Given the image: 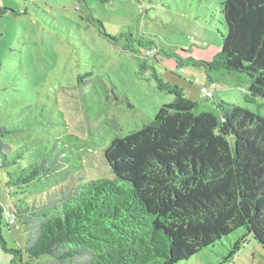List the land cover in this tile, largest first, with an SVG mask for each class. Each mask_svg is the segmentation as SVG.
I'll return each mask as SVG.
<instances>
[{
	"label": "trees",
	"instance_id": "16d2710c",
	"mask_svg": "<svg viewBox=\"0 0 264 264\" xmlns=\"http://www.w3.org/2000/svg\"><path fill=\"white\" fill-rule=\"evenodd\" d=\"M6 11L0 8V16ZM221 12L226 31L212 61L174 60L173 50L142 48V66L149 68L145 57L174 60L176 69L204 68L212 83L210 73L245 74L246 101L264 102V0H224ZM153 71L158 89L175 98L105 149L114 179H82L65 192L63 183L72 175L59 156L16 176L8 173L7 186L18 188L14 193L42 176L62 191L40 204L17 202L10 209L0 199L1 248L22 256L7 247L4 218L8 226L19 220L26 229L28 259L21 264H179L239 229L245 232L227 260L249 237L264 245V117L213 94L202 98L216 112L200 110V102ZM14 133L0 125V168L11 163L5 139Z\"/></svg>",
	"mask_w": 264,
	"mask_h": 264
},
{
	"label": "rangeland",
	"instance_id": "374dc122",
	"mask_svg": "<svg viewBox=\"0 0 264 264\" xmlns=\"http://www.w3.org/2000/svg\"><path fill=\"white\" fill-rule=\"evenodd\" d=\"M223 1L0 0V8L7 9L0 16V125L15 131L5 139L11 163L0 168L4 205L10 209L17 202L33 205L59 196L55 181L43 176L24 192L7 186L9 172L16 176L42 159L59 156L69 167L65 192L82 179H114L105 149L175 98L158 89L153 67L164 81L200 102V110L216 112L202 98L207 88L216 98L264 117L262 100L246 101L247 75L222 70L210 73L212 83L202 67H174L177 57L212 61L221 51ZM142 48L173 50L176 56L167 64L145 57L149 68L144 69ZM1 228L7 247L20 249L22 256L0 245V264L27 261L24 224L17 220L8 226L4 218ZM244 232L239 229L179 264H264V245L253 237L226 259Z\"/></svg>",
	"mask_w": 264,
	"mask_h": 264
},
{
	"label": "built area",
	"instance_id": "2783aa9c",
	"mask_svg": "<svg viewBox=\"0 0 264 264\" xmlns=\"http://www.w3.org/2000/svg\"><path fill=\"white\" fill-rule=\"evenodd\" d=\"M183 71V69L181 70ZM204 95H211V92H209L207 89H203Z\"/></svg>",
	"mask_w": 264,
	"mask_h": 264
},
{
	"label": "crops",
	"instance_id": "0c3cea01",
	"mask_svg": "<svg viewBox=\"0 0 264 264\" xmlns=\"http://www.w3.org/2000/svg\"><path fill=\"white\" fill-rule=\"evenodd\" d=\"M210 90V89H209ZM210 91H212V90H210ZM213 92V91H212ZM214 95V97H215V93L213 94Z\"/></svg>",
	"mask_w": 264,
	"mask_h": 264
}]
</instances>
